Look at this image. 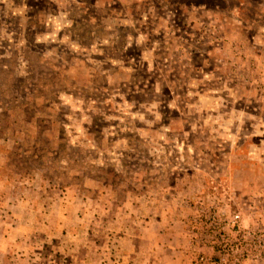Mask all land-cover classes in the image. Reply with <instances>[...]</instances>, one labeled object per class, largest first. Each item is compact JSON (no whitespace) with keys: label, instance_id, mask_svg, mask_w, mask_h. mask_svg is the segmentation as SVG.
<instances>
[{"label":"rangeland","instance_id":"rangeland-1","mask_svg":"<svg viewBox=\"0 0 264 264\" xmlns=\"http://www.w3.org/2000/svg\"><path fill=\"white\" fill-rule=\"evenodd\" d=\"M181 210L264 264V0H0V264H166Z\"/></svg>","mask_w":264,"mask_h":264},{"label":"crops","instance_id":"crops-1","mask_svg":"<svg viewBox=\"0 0 264 264\" xmlns=\"http://www.w3.org/2000/svg\"><path fill=\"white\" fill-rule=\"evenodd\" d=\"M179 213L183 216L181 218H177L178 220H173L175 225L171 224V258L168 259L166 264H194V257L192 256V250L194 248L202 250L210 255L213 253V249L207 246L200 247L199 245H195L188 232L186 220L183 218L185 212H182L181 210ZM148 255L154 256V251ZM157 256H159V254H157ZM157 256L150 258L148 264H161L159 261H163V259Z\"/></svg>","mask_w":264,"mask_h":264},{"label":"built area","instance_id":"built-area-1","mask_svg":"<svg viewBox=\"0 0 264 264\" xmlns=\"http://www.w3.org/2000/svg\"><path fill=\"white\" fill-rule=\"evenodd\" d=\"M213 214H214V213H213ZM214 217H215V214L213 215V218H212L213 221L215 220ZM213 228H214V229H218V227H216V226H213ZM199 260H200L203 264H205V262H206V257H205V256H201ZM221 261H222V262H226L227 260H226V258H221Z\"/></svg>","mask_w":264,"mask_h":264}]
</instances>
